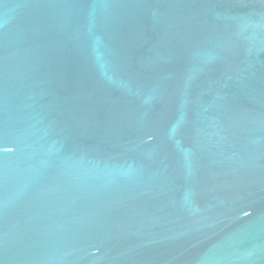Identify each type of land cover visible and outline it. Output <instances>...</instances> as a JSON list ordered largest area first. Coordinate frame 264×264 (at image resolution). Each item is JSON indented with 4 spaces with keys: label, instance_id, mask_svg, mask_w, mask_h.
Wrapping results in <instances>:
<instances>
[{
    "label": "water",
    "instance_id": "obj_1",
    "mask_svg": "<svg viewBox=\"0 0 264 264\" xmlns=\"http://www.w3.org/2000/svg\"><path fill=\"white\" fill-rule=\"evenodd\" d=\"M0 264H264V0H0Z\"/></svg>",
    "mask_w": 264,
    "mask_h": 264
}]
</instances>
